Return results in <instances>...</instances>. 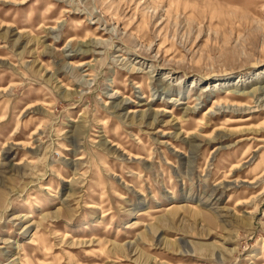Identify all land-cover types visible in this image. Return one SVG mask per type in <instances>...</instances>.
Segmentation results:
<instances>
[{"label":"rangeland","instance_id":"374dc122","mask_svg":"<svg viewBox=\"0 0 264 264\" xmlns=\"http://www.w3.org/2000/svg\"><path fill=\"white\" fill-rule=\"evenodd\" d=\"M262 88L264 0H0V264H264Z\"/></svg>","mask_w":264,"mask_h":264},{"label":"bare ground","instance_id":"6f19581e","mask_svg":"<svg viewBox=\"0 0 264 264\" xmlns=\"http://www.w3.org/2000/svg\"><path fill=\"white\" fill-rule=\"evenodd\" d=\"M86 48H90L92 45L91 44H86V43H84L83 44ZM82 45V46H83ZM93 48L95 49V47L93 46ZM78 67V66H77ZM240 81V80H239ZM234 86H236L234 83H232L231 85H230V87H234ZM213 87H220V83H215L214 84V86ZM213 87H210V88H213ZM223 87H224V84H223ZM226 87H228V84H227V86ZM237 89V88H236ZM263 89L264 88H262V89H260L259 91H258V93L259 92H261L262 93V91H263ZM237 92L239 91V90H236ZM117 94V93H116ZM234 94H236V99H238V100H243L244 99V97H245V95H248V93H234ZM260 94V93H259ZM230 98V97H229ZM263 101V100H262ZM127 104V101L126 100H123V102H121V104L120 105H118V106H116L115 107V109L118 111V110H121V109H124L125 107V105ZM241 107H243L242 105H240L239 103H237V101H235V102H232V104H230V102H228V103H224V104H218L217 106H216V113L217 114H220V113H232V112H238L239 110L238 109H241ZM227 109H229V111H227ZM193 111H195V110H193ZM241 111V110H240ZM129 114L131 113V112H128ZM215 113V114H216Z\"/></svg>","mask_w":264,"mask_h":264}]
</instances>
